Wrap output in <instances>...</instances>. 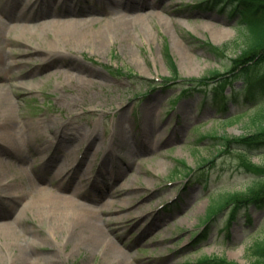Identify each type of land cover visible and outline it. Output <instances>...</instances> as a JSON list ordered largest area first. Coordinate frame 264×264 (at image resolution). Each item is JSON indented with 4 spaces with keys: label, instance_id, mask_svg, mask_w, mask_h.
Segmentation results:
<instances>
[{
    "label": "rangeland",
    "instance_id": "obj_1",
    "mask_svg": "<svg viewBox=\"0 0 264 264\" xmlns=\"http://www.w3.org/2000/svg\"><path fill=\"white\" fill-rule=\"evenodd\" d=\"M200 1L81 0V14L63 15L61 8L67 5L47 0L26 22L10 17L7 1L0 0V18L5 21L0 25V109L8 108L7 115L0 113V142L3 133L8 134L5 144L22 143L20 154L27 158L44 142L50 148L68 126L80 130L81 144L86 140L82 133L93 132L94 151L89 157L85 151L86 167L92 165L90 174L95 175L89 177L95 183L90 208L107 237L89 244L84 233L75 232L69 213L39 206L37 195L70 192L64 182L42 170V179L34 177L29 183L19 168L29 167L28 162L17 161L10 168L0 167V190L10 195L0 211V223L10 224L0 228V264H15L21 246L29 248L35 264H188L203 255L226 256L239 264L253 261L249 247L264 239V207H250V225L240 220L229 227L228 211L204 223L214 194L245 190L253 181L264 183V173L249 171L239 149L219 153L214 144L221 139L211 137L249 131L254 106L229 99L225 111L220 86L215 88L211 80L204 91L217 94L218 102L202 104L198 89L184 93L190 90L189 79L225 71L227 60L245 43L234 16L223 7L199 6ZM124 14L132 18L116 29L114 19ZM71 17L94 18L90 30L107 36L103 46L92 37L74 41L51 26H39ZM205 41L225 48L227 58L215 54ZM167 52L179 76L168 82L173 70ZM14 61L22 63L18 71L24 74H15ZM53 71L57 76L47 79ZM240 84L237 79L235 85ZM229 92L227 86L224 93ZM179 95L180 102L170 111V102ZM238 113L242 115L227 118ZM60 144L57 154H68L66 165L77 162L80 148L69 149L62 139ZM106 148L116 149L121 157L110 153L102 168ZM205 159L213 161L202 165ZM250 159L264 162L259 154ZM193 167L198 169L190 178ZM199 176L202 181L196 180ZM8 178L11 182L1 183ZM174 197L177 205L163 207ZM203 230L206 235L194 241L193 235Z\"/></svg>",
    "mask_w": 264,
    "mask_h": 264
},
{
    "label": "trees",
    "instance_id": "obj_2",
    "mask_svg": "<svg viewBox=\"0 0 264 264\" xmlns=\"http://www.w3.org/2000/svg\"><path fill=\"white\" fill-rule=\"evenodd\" d=\"M211 3L230 6L231 14L239 16V25L244 28L243 30L247 34L244 38L246 43H244V48L240 53L230 58L225 72L215 70L200 79L192 78L190 80L205 82L208 78L214 77L219 82L234 84V79L241 78L244 83L241 89L245 91V98L258 100L262 97L261 93L264 94V0H211ZM212 50L216 54L226 57L225 49L212 47ZM168 59L176 75V67L170 54H168ZM225 75H229V77L222 78L221 81L220 78L225 77ZM233 88L236 94L242 92L235 86ZM250 122H252V128L240 135H211L213 138L221 139L214 145L218 146L221 151L238 147L246 157L250 155V148L264 150V105L262 103L253 112ZM248 167L253 168L260 175L264 173V164L249 163ZM252 204L264 205V183L255 182L245 190L226 192L218 199L217 210L215 209L214 213L231 206L233 208L232 217L235 218L241 207ZM250 250L251 258H253L250 264H264V240H257ZM201 260V264H238L218 256H207Z\"/></svg>",
    "mask_w": 264,
    "mask_h": 264
},
{
    "label": "bare ground",
    "instance_id": "obj_3",
    "mask_svg": "<svg viewBox=\"0 0 264 264\" xmlns=\"http://www.w3.org/2000/svg\"><path fill=\"white\" fill-rule=\"evenodd\" d=\"M129 6L133 4V2H128ZM15 10L13 7H11V10L9 11L11 16L10 17H17L23 21H26L29 19H26V16L24 15H14V11ZM13 13V14H12ZM132 18V17H131ZM130 17H127L125 14L124 16H121V18L118 19H114L115 20V28H119L120 25L126 23L128 21V19H131ZM123 21V22H121ZM3 22H5L2 18H0V25L1 23L3 24ZM94 22L95 19L94 18H72V19H68V20H63V21H52V22H43L40 23L39 26H47V27H53L54 29H56L59 33H61V35L65 38V39H70V40H74V41H79L88 37H92L95 39L97 45H99V47L101 48L103 46V42L107 39V36L102 32V31H91L90 27L94 26ZM23 25H27V23H21ZM99 48V49H100ZM58 71H53L50 74H48L47 79L53 76H57ZM34 87H36L35 85H32ZM0 100H2V98H0ZM7 110L8 108L4 107L2 109H0V113L7 115ZM2 134V133H1ZM4 135L2 136L4 139V142L8 141L9 135L3 133ZM71 134V135H70ZM66 135H68V138L64 139V137H66ZM72 136L71 132L66 133L65 132V136L62 137V142H64L69 149L73 148V141L70 140V137ZM89 136V134H88ZM60 146H62V144H60ZM94 149V142L91 141V144L88 148V157L92 154ZM2 149L3 145L0 144V167H3L4 163L6 164V158L4 159V157L1 155L2 153ZM60 149V148H59ZM91 149V150H90ZM44 155V156H43ZM68 155V154H67ZM67 155H64L62 157H66ZM45 157V153L42 154V159ZM57 157V163L60 164L62 163V157ZM88 159V158H87ZM87 161V160H85ZM91 163V162H90ZM90 165V164H89ZM58 166V165H57ZM64 169H61V167ZM58 166V168H55L54 170H51L52 168H50V166L45 167V172L48 174H52V172H54L56 174V176L61 175V173L63 171H65V167L64 164ZM60 167V168H59ZM23 169L26 171V169L23 167ZM22 166H21V171L23 170ZM85 169L88 170V167ZM81 170H84V161L83 164L81 163ZM44 172V173H45ZM29 174V173H28ZM86 174V173H85ZM32 182V181H31ZM34 183V182H33ZM32 186H34V184L31 183ZM35 188V187H33ZM40 188V187H39ZM36 189V188H35ZM43 189V188H42ZM46 189V188H44ZM82 190V186L78 183L77 187H75V190H73L71 192V194L67 195V194H62L61 192H50L49 191V195L44 196L42 195H37V200L38 202H36L39 206H43L44 208L48 209V211H56V212H61V211H66L67 213L65 215H67L68 213L70 214L69 218H67L69 221H71L72 223L75 224V232L77 233H84L83 234V240L89 244H98L99 243V238H107L104 234L106 233L104 226L101 224V222H98V220H96V214H94L93 209L90 208L88 205H86V203L81 200L80 197H82L83 193L81 192ZM52 211V212H53ZM55 212V213H56ZM72 212V213H70ZM51 213V212H50ZM54 214V213H53ZM66 218V217H64ZM69 223V222H68ZM107 224H109L110 222H105ZM10 224L9 223H0V228H6L9 227ZM14 230V229H13ZM2 231L0 230V233ZM80 241V240H79ZM9 244L11 247L16 248L17 244H12L10 242V239L8 240ZM111 247H113L111 245ZM18 249V248H17ZM29 249V248H28ZM27 249H25V247H20L19 251L17 250V258L13 259L12 263L15 261V264H35L37 261L35 259V257L31 256V252ZM6 257V256H5ZM8 259V258H7ZM5 260V259H4ZM41 260V259H40Z\"/></svg>",
    "mask_w": 264,
    "mask_h": 264
}]
</instances>
